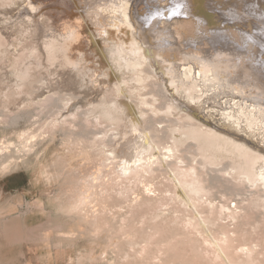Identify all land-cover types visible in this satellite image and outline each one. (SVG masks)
Returning a JSON list of instances; mask_svg holds the SVG:
<instances>
[{
  "label": "bare ground",
  "instance_id": "6f19581e",
  "mask_svg": "<svg viewBox=\"0 0 264 264\" xmlns=\"http://www.w3.org/2000/svg\"><path fill=\"white\" fill-rule=\"evenodd\" d=\"M208 9L218 12L215 19L224 23L210 33L203 31L209 21ZM231 26H237V30L233 32ZM227 33L231 36L227 37ZM0 61L7 67L6 71L2 67L7 74L0 83L3 113L31 103H37L43 110L59 100L54 92L42 99L45 91L22 89L32 83L29 78L36 73L30 72L33 63L41 67L38 70L50 71L42 82L47 85L61 66L75 72L102 73L101 79L95 77L89 81L94 84L92 88L101 91L96 103L84 97L87 94L74 95L71 109L86 107L95 118L107 120L108 117L112 121L124 112V118L120 119L132 122L137 138L127 155L120 159L119 178L152 166L154 158L150 153L159 151L160 147L153 138L155 134L145 129L143 106L156 113V108L165 103L169 113L176 110L190 120L192 125L186 137L203 143L207 148L203 150L204 155L209 152L214 157H228L230 163L224 167L226 172L258 189L264 206V76L252 71L254 68L264 72V0H0ZM246 63L251 68H246ZM79 80L83 81H80L81 86L87 85L82 75ZM107 80L123 95V98L117 96L122 100L107 101ZM10 89L15 90L12 98ZM155 91L166 100L162 105L148 101L146 94ZM196 128L214 139L210 135L203 137ZM171 130L173 144L162 146L167 156L173 155L171 152L185 138L179 136L178 126ZM105 147L103 152H107ZM103 176L104 172H100L93 177L90 188L80 193L78 206L93 205V186ZM169 176L177 197L185 206H194L198 225L206 231L216 258L225 264H252L253 255L263 243L245 236L234 245L233 241L238 242L234 240L238 236L236 231L230 232L228 224L217 218V222L212 223L214 218L202 215L197 209L201 199L213 206L211 200L203 198L198 177L188 180L172 169ZM235 201L232 206L236 208ZM227 207L226 210H231L230 217L236 220L233 208ZM4 211L0 206V212ZM26 230L31 232L37 228ZM11 233L14 241L23 240L26 235L19 228H12ZM4 257L6 255L1 253L0 263L4 262Z\"/></svg>",
  "mask_w": 264,
  "mask_h": 264
},
{
  "label": "rangeland",
  "instance_id": "374dc122",
  "mask_svg": "<svg viewBox=\"0 0 264 264\" xmlns=\"http://www.w3.org/2000/svg\"><path fill=\"white\" fill-rule=\"evenodd\" d=\"M207 13L209 21L203 26L204 32L210 33L217 25L224 24L215 19L218 12L208 9ZM230 28L233 32L237 30V26ZM24 54H20L21 58ZM0 62L1 83L7 67ZM32 65L30 72L36 73L35 77L31 76L33 78L29 76L32 83L28 81L33 86H22V89L45 91L42 99L54 92L59 100L43 110L37 103H31L29 106L22 104L20 109L9 113L2 112L5 106L0 103V206L5 208L0 212V254L6 255L0 264H225L216 258L206 231L198 225L194 206H185L177 197L169 176L171 169L188 180L198 177L203 198L211 200L213 206L201 199L197 209L202 215L214 218L212 223L218 219L228 224L230 232L236 231L239 239H234L238 241H233L234 245L246 236L264 246V206L258 189L226 172L224 167L230 163L228 157H214L209 152L204 155L203 150L207 148L203 143L186 137L192 125L190 120L176 110L169 113L164 107L166 100L157 91L147 93L146 97L157 106L164 103L163 107L158 106L154 113L143 106V111H146L145 129L155 134L152 135L160 150L150 153L154 158L152 166L119 178L117 166L137 138L132 122L121 120L124 112L122 118L116 114L117 118L112 121L108 117L107 120L95 118L86 107L71 109L74 95L87 94L84 97L96 103L101 91L92 88L94 84L89 81L95 77L101 79L102 73L75 72L68 66H61L47 85L42 82L50 71L47 68L40 71L36 63ZM245 67L249 69L251 65L246 63ZM252 71L264 76L258 69ZM79 75L87 85L81 86L83 81L79 80ZM39 80L43 85L38 84ZM81 90L84 93H80ZM13 91L10 89L11 98ZM117 96L123 98L107 80V101L122 100ZM7 115L10 117H4ZM177 126L179 136L183 135L185 141L177 144L171 152L173 155L167 156L162 146L173 144L171 129ZM196 130L203 137H212L199 128ZM104 147L107 152L102 151ZM100 172H104V176L93 186V205L78 206L80 193L90 188L93 177ZM234 201L236 208L232 206ZM227 206L233 208L232 214L237 221L230 217L231 210H226ZM35 227L37 230L32 231ZM12 228L24 230V239L14 241ZM29 228L31 232L26 230ZM263 246L260 245L259 252L253 255L252 264H264Z\"/></svg>",
  "mask_w": 264,
  "mask_h": 264
}]
</instances>
